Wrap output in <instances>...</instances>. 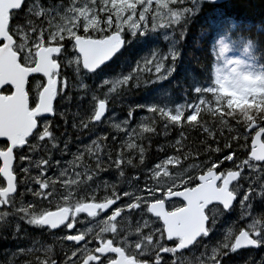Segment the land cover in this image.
<instances>
[{
    "label": "rangeland",
    "instance_id": "1",
    "mask_svg": "<svg viewBox=\"0 0 264 264\" xmlns=\"http://www.w3.org/2000/svg\"><path fill=\"white\" fill-rule=\"evenodd\" d=\"M180 6L181 0H55L46 6L34 3L28 6L27 12L35 11L42 21L38 29H23L17 34L19 39L15 50L21 55L22 63L34 66L37 51L41 47L56 44L65 46L58 59L62 65L58 98H66L67 91L75 88L85 93L87 101L85 112H72L70 107L56 110L53 123L47 121L41 125L39 138L48 140L44 146V153L48 157L42 164L46 168L47 183L66 190L76 186L83 187V190L92 187L93 191L104 192V195L108 194V188L114 187V192L119 193L115 178L110 174L104 175L113 168L106 161L107 157L111 158L116 175H130L122 185L123 197L126 206L133 209L130 214L139 219L147 214V205L158 199L160 192L189 186L196 182L200 174L221 168L219 165L222 162L218 163L217 159L189 162L192 159L179 153V143L182 141L180 126L196 121L201 113H225L216 110L215 97L209 98L207 102L201 101L203 107L197 106L196 111L189 115L178 109L192 98L180 101L173 97L169 85L172 72L168 73V78L156 79L153 74H145L152 60L159 61V57L169 55L174 50L171 31L176 26ZM113 32L121 33L127 44L143 45V51L137 55L132 68L127 72L119 69L114 75L107 71L94 74L84 71L73 44L74 39L79 36L98 38ZM220 39L231 49L225 54L228 59L247 60L243 47L231 42L223 32L217 36L215 43ZM30 85L32 97H36L37 101L45 85L44 79L33 78ZM126 87H133L140 96L119 97ZM102 102L107 104V116L100 122H94ZM228 113L233 115L234 124L252 121L249 119L252 109L233 107ZM58 123L63 128H58ZM53 127L59 129L60 134L69 133L71 137L58 135L53 138ZM239 129L233 128L234 132ZM60 138L70 143L69 146L65 144L60 149ZM110 154L111 157L108 156ZM227 158L230 157L225 160ZM234 168L243 175L242 181L235 188L240 200L230 213L218 206L208 210L210 224L213 220L214 227L209 225L211 235L195 250L196 264L204 261H220L224 264L264 262V165L245 158L237 160L233 164ZM178 202L173 203L172 207L183 205ZM152 221V226H158L156 221ZM153 230L149 232V238L163 243V227L158 226L155 233ZM242 230L256 239L260 248L257 251H245L236 257L240 252L234 250V240ZM212 240L215 242L211 247ZM186 259L185 254L179 255L180 263Z\"/></svg>",
    "mask_w": 264,
    "mask_h": 264
},
{
    "label": "flooded vegetation",
    "instance_id": "2",
    "mask_svg": "<svg viewBox=\"0 0 264 264\" xmlns=\"http://www.w3.org/2000/svg\"><path fill=\"white\" fill-rule=\"evenodd\" d=\"M107 36L108 34H105L98 38ZM62 47L64 50L65 46L62 45ZM182 50L183 55L185 48L182 47ZM30 106H32L31 100ZM52 120L53 118L39 119L38 130L26 141V145L14 150L15 161L12 172L16 177V193L5 199L2 194L6 189V183L0 175V254L2 257L8 254L21 264H196L195 250L208 237L201 239L188 250L178 253L176 249L180 241H167L163 224L159 218L153 216L150 206L153 203L163 202L168 212L179 210L182 205L172 207V204L179 200L168 201L167 197L181 190L196 187L197 181L189 186L170 188L160 192L159 198L147 205V214L139 219L130 214L133 209L126 206V199L123 197L122 185L127 182L130 175L126 173L116 175L115 164L108 157L106 160L114 169L110 168L106 175L110 173L115 178L119 193L114 192V187L106 190L107 195H104V192L93 191L92 187L86 190L78 186L71 190L56 188L55 185L47 183L46 168L42 165L48 157L44 153V146L48 140L43 141L39 138L41 125L47 121L53 123ZM259 129L264 130V126ZM258 130L248 134L249 152L253 136ZM68 134L59 133L58 135L65 138L71 137ZM52 135L53 138L57 136L54 129H52ZM262 141L264 143V136ZM65 144L69 146L70 143H65V139L60 138L59 148L61 149ZM8 149L7 142H0L1 151ZM108 156L111 157V154ZM229 157L226 160V157L217 160L218 163L222 162L219 170L224 176L228 172L237 171L233 169V164L237 160H242L239 156ZM1 166L0 161V168ZM241 181L242 178L231 186L232 192L238 197L235 206L240 200L239 192L235 188ZM106 203L110 204V208L95 210V206ZM56 212H62L65 218L62 226L52 229L41 223L43 218ZM152 220L163 227V243L149 238V232L154 229L153 233H155L158 227L152 226ZM26 239H31L32 242L23 243ZM183 254L187 259L180 263L179 255ZM204 262L197 264H223L220 261Z\"/></svg>",
    "mask_w": 264,
    "mask_h": 264
},
{
    "label": "water",
    "instance_id": "3",
    "mask_svg": "<svg viewBox=\"0 0 264 264\" xmlns=\"http://www.w3.org/2000/svg\"><path fill=\"white\" fill-rule=\"evenodd\" d=\"M27 0H0V142H7L9 149L0 150V175L6 183L3 198L16 193V177L12 172L14 165V150L26 145V141L38 130V119L55 116V102L60 86L58 73L61 67L54 57H58L62 48L59 46L41 47L37 51V61L33 67H25L20 62V55L14 51L15 38L10 34L11 15L22 10ZM243 0H220L222 4ZM76 53L80 56L82 68L88 73H96L110 64L124 49L126 41L120 33H114L105 39L74 40ZM56 74V75H54ZM43 77L45 85L40 92L38 103L30 109L27 87L33 77ZM11 88L12 93L5 95L2 91ZM107 114L106 103H101L94 120L100 121ZM254 123L249 127V133L258 129ZM263 131H258L252 141L250 159L264 163ZM240 179L239 172H230L223 178L221 173L211 170L198 178L194 189L182 190L167 200H181L185 206L169 213L163 202L153 203L150 211L159 218L164 226L167 241L180 240L177 252H183L192 247L198 240L208 236V208L221 206L225 212L234 207L237 196L230 191V186ZM222 181L221 187L219 183ZM110 204L95 206V210H106ZM49 228L56 229L65 223L62 212L50 214L41 220ZM249 240H254L246 231L240 232L235 239V250L258 249L247 246ZM258 243V242H257ZM259 244V243H258ZM221 264V263H217Z\"/></svg>",
    "mask_w": 264,
    "mask_h": 264
},
{
    "label": "trees",
    "instance_id": "4",
    "mask_svg": "<svg viewBox=\"0 0 264 264\" xmlns=\"http://www.w3.org/2000/svg\"><path fill=\"white\" fill-rule=\"evenodd\" d=\"M54 1L55 0H28L21 12L12 14L9 28L10 33L18 40L19 37L17 34L23 31V29L24 31L38 29L42 18L38 17L35 11L27 12L28 6L33 3L46 6ZM226 5H232L235 7V12L232 13L233 22L225 24V26L219 31V34L223 32L228 36L231 42L239 44L240 47H244L249 40H252L254 43L253 52L259 56L260 52L258 50V45L264 44V0L235 1L227 3ZM23 14L25 17H22ZM216 14V8L210 5H204L202 8L200 23H204L205 19L214 18ZM200 33L201 28L199 24L193 22V24L190 25V34L185 39L182 46L185 48L184 54L181 56L179 66L171 77L170 90L172 91L173 97L180 101L190 100L192 98L191 93H189L187 97L185 96L184 89L186 86H191L192 81L203 80L205 78V70L203 67L197 65V59L203 64L209 66L212 64V61L205 56L200 48L194 47V42L200 39ZM142 51L143 45H135L133 43L128 44L123 52L107 69H105V71L111 75L118 73L119 71L117 70L119 69H122L121 72H127L129 68H132V64L135 62L137 55ZM246 58L247 60L249 59L247 54ZM3 92L9 94L10 89L7 88ZM28 92L31 96V105H34L35 102L32 97L31 85H29ZM84 96V92L78 91L75 88L69 90L67 91L66 98L59 97L57 99L56 110H64L70 107L72 108V112H85L87 110V101ZM122 96H124L123 98H133L135 96H140V93L133 90V87H126L123 89L122 95H119V97ZM216 110L220 109L217 108ZM224 112L225 113L221 115H214V113H201L198 115L196 121L186 126H180V131H182V141L179 143V153L186 156V158L192 159V161L200 162H204V160L216 161V159L219 160L222 157H227L229 155L247 158L249 153V140L246 129L250 123L264 121V113L259 109L252 110V113L249 116V119L252 121H243L242 124H237V122H235L234 124L233 115L231 114L230 116L228 111ZM226 119L228 121H226ZM235 127H240L241 129L234 132L233 128ZM57 131L58 130H54V133L56 134ZM238 141H240V144H238ZM260 215L263 217L262 214ZM209 225L214 227L213 220ZM31 242V239L23 241L25 244H30ZM214 242L215 241L213 240L211 241V247ZM244 253L246 252H240L236 257ZM0 264L21 263L8 254H5L3 257L0 254ZM261 264H264V262Z\"/></svg>",
    "mask_w": 264,
    "mask_h": 264
},
{
    "label": "snow or ice",
    "instance_id": "5",
    "mask_svg": "<svg viewBox=\"0 0 264 264\" xmlns=\"http://www.w3.org/2000/svg\"><path fill=\"white\" fill-rule=\"evenodd\" d=\"M204 5L216 8L217 14L214 18L205 19L204 23H200ZM178 12L176 26L171 31L174 37V50L169 55L159 57V61L152 60L148 65L149 71L145 74H153L156 79L168 78L169 72H175L181 60L182 46L190 34V25L195 22L199 24L201 33L200 39L194 42V47L200 48L212 64L209 66L197 59V65L205 70V78L185 87V96L191 93L192 100L180 105L178 110L191 115L197 106L203 107L201 101L207 102L209 98L215 97L216 106L220 111H230L236 107L259 109L264 113V44L258 45L260 52L258 56L253 52V41L249 40L243 47L244 53L249 57L245 60L228 59L225 54L231 49L223 39L213 43L225 24L233 22L232 13L235 12V7L222 4L220 0H181ZM153 64L156 65L155 68L152 67ZM261 126H264V121L258 122L257 127ZM247 246L258 247L259 244L257 240H249L245 247Z\"/></svg>",
    "mask_w": 264,
    "mask_h": 264
},
{
    "label": "bare ground",
    "instance_id": "6",
    "mask_svg": "<svg viewBox=\"0 0 264 264\" xmlns=\"http://www.w3.org/2000/svg\"><path fill=\"white\" fill-rule=\"evenodd\" d=\"M181 51L183 52V50L181 49ZM182 63V62H181ZM148 81V80H147ZM152 82V81H151ZM148 84H149V82H148ZM147 85V84H146ZM150 85V84H149ZM147 90V89H146ZM148 91H149V88H148ZM147 92V91H146ZM151 92V91H150ZM154 92V91H153ZM148 94V93H147ZM148 96V95H147ZM135 99V98H134ZM144 99V98H143ZM132 100V99H131ZM126 101V100H125ZM141 102V101H140ZM112 103V102H111ZM144 103H147V102H144ZM160 103V102H159ZM129 104V103H128ZM173 104V103H172ZM116 105V104H115ZM139 105V104H138ZM141 105H143L142 103H141ZM145 105V104H144ZM123 107H125V106H123ZM117 110H118V108H117ZM120 110V109H119ZM137 110V109H136ZM158 110V109H157ZM93 112V111H92ZM89 115V114H88ZM160 116V115H159ZM159 118V117H158ZM161 120V119H160ZM167 120V119H166ZM170 120V119H169ZM61 123V122H60ZM66 124H68V123H66ZM60 125V124H59ZM158 125V124H157ZM65 126V125H64ZM60 127H62V126H59L58 128H60ZM57 128V129H58ZM63 128V127H62ZM61 128V129H62ZM172 128V127H171ZM59 130V129H58ZM68 130V129H67ZM70 130H71V128H70ZM73 130V129H72ZM60 131V130H59ZM59 131H57V133L56 134H58V132ZM167 131V130H166ZM107 135H108V133H106ZM58 136V135H57ZM167 135H165L164 137H166ZM112 137V136H111ZM77 138V137H76ZM161 138V137H160ZM170 137H168V139H169ZM165 139V138H164ZM167 140V139H166ZM162 141V140H161ZM169 141V140H168ZM154 142V141H153ZM160 143V142H159ZM74 144V143H73ZM162 145V144H161ZM58 148V147H57ZM153 148V147H152ZM161 148H163V147H161ZM62 149V148H61ZM153 150V149H152ZM154 152H155V150H154ZM153 152V153H154ZM95 158V157H94ZM109 159V158H108ZM111 159V158H110ZM107 161V160H106ZM108 166V165H107ZM110 166V165H109ZM104 168V167H103ZM102 168V169H103ZM100 169V168H99ZM105 169V168H104ZM114 169V168H113ZM118 169V168H117ZM125 170V169H124ZM103 171H105V170H103ZM116 171V170H115ZM110 174V173H109ZM105 175H106V173H105ZM111 175V174H110ZM102 176V175H101ZM123 176V175H122ZM139 176V175H138ZM124 180V179H123ZM134 236V235H133ZM135 237V236H134Z\"/></svg>",
    "mask_w": 264,
    "mask_h": 264
}]
</instances>
